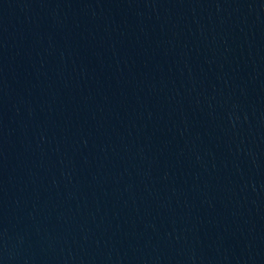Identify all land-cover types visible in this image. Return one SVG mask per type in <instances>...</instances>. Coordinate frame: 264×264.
I'll return each instance as SVG.
<instances>
[{
	"label": "water",
	"instance_id": "1",
	"mask_svg": "<svg viewBox=\"0 0 264 264\" xmlns=\"http://www.w3.org/2000/svg\"><path fill=\"white\" fill-rule=\"evenodd\" d=\"M0 264H264V0H0Z\"/></svg>",
	"mask_w": 264,
	"mask_h": 264
}]
</instances>
